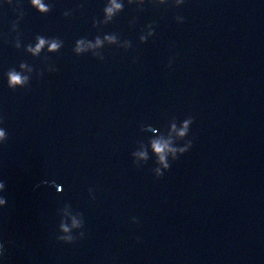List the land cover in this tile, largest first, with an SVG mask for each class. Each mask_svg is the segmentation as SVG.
Listing matches in <instances>:
<instances>
[{"label":"water","instance_id":"95a60500","mask_svg":"<svg viewBox=\"0 0 264 264\" xmlns=\"http://www.w3.org/2000/svg\"><path fill=\"white\" fill-rule=\"evenodd\" d=\"M49 3L0 5V264H264V0L125 3L104 25L103 0ZM105 34L130 47L73 54ZM37 35L63 46L33 57ZM21 63L29 84L9 89ZM188 116L173 143L191 148L155 177L149 141ZM65 211L83 222L71 244Z\"/></svg>","mask_w":264,"mask_h":264},{"label":"clouds","instance_id":"9594fccd","mask_svg":"<svg viewBox=\"0 0 264 264\" xmlns=\"http://www.w3.org/2000/svg\"><path fill=\"white\" fill-rule=\"evenodd\" d=\"M152 3L156 5H167L171 3L173 7H181L185 0H151ZM12 0H0V5H10ZM29 5L34 8L41 15L47 14L50 11L49 0H28ZM129 5H143L145 0H103L102 8V19L98 22L100 25L108 24L112 21L113 17L116 16L119 12L123 10L124 4ZM65 17L70 15L69 11L63 13ZM176 23H183L182 16L175 17ZM97 21H93V27H96ZM15 23H13V30H15ZM148 31L145 35L139 37L141 42H144L148 37L153 35V25H146ZM105 45H116L117 47H122L127 50L130 45L127 41H124L123 44H120L116 34H105L102 37L97 35L93 39L89 40L86 38H79L75 40L72 52L74 55L79 56L82 54L91 53L94 58L98 60H103V56L99 51ZM63 46V41L58 38H45L44 36L37 35L34 38V42L26 44L24 46V52L27 54L37 57L40 55L42 50H46L48 53L58 52ZM15 47L20 48L19 39H16ZM172 59H169L168 66L172 64ZM20 71H17L14 68L8 69L4 74V79L6 80V85L9 89L23 88L29 84L32 68L28 65L21 63L19 65ZM47 72H55V67L52 65L47 66L45 69ZM39 75V73L37 74ZM193 123V118L191 116L186 117L181 121L180 126L177 127L176 123L173 122L170 125V129L167 137L158 136L149 141V147L156 157V164L158 167L154 169L155 177H160L163 174L162 170H167L169 167V158L175 159L178 155H182L188 151L192 146V141L187 140L183 146H174L173 138L177 140H182L189 133L190 125ZM155 131V129H153ZM8 139V134L4 127L0 126V145H3ZM133 162L138 163L147 159V150L141 147L139 151H135L132 154ZM4 183L0 181V192L4 190ZM91 193V189L89 190ZM94 198V197H92ZM6 201L3 197H0V207L5 205ZM68 217L69 223H66L64 220H61L59 225L60 235L56 236L57 241L63 242L65 244H71L76 237L72 236L71 230L78 229L82 227V220L78 216H70L67 211L64 213ZM136 218L132 217V223H136ZM84 233L80 232L79 237H83ZM3 254V244H0V255Z\"/></svg>","mask_w":264,"mask_h":264}]
</instances>
